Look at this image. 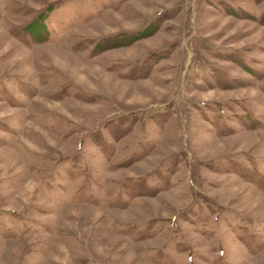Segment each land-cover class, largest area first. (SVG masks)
<instances>
[{"label": "rangeland", "instance_id": "374dc122", "mask_svg": "<svg viewBox=\"0 0 264 264\" xmlns=\"http://www.w3.org/2000/svg\"><path fill=\"white\" fill-rule=\"evenodd\" d=\"M0 264H264V0H0Z\"/></svg>", "mask_w": 264, "mask_h": 264}, {"label": "trees", "instance_id": "16d2710c", "mask_svg": "<svg viewBox=\"0 0 264 264\" xmlns=\"http://www.w3.org/2000/svg\"><path fill=\"white\" fill-rule=\"evenodd\" d=\"M149 33H148V31H146L145 29H143V30H140L137 33H135V35L131 36V39H135V38L144 36V35L149 34Z\"/></svg>", "mask_w": 264, "mask_h": 264}]
</instances>
